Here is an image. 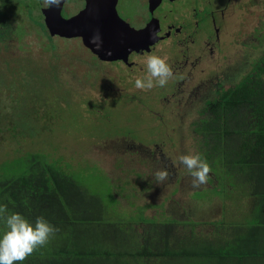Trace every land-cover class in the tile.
Segmentation results:
<instances>
[{
    "label": "rangeland",
    "instance_id": "1",
    "mask_svg": "<svg viewBox=\"0 0 264 264\" xmlns=\"http://www.w3.org/2000/svg\"><path fill=\"white\" fill-rule=\"evenodd\" d=\"M0 10L13 21L14 27L10 36L2 35L0 40V74L7 79L0 94L15 102L14 124L9 134L16 136V139L0 137L3 140L0 166L20 162L21 158L27 160V156L34 154L50 163L58 159L74 163L89 192L106 197L109 193L104 186L111 190L107 184L118 185L115 197L120 205L115 206L129 215L141 214L146 209L145 214L150 217H171L178 201L187 205L211 192L210 205L205 204L213 208L206 217L211 227L212 221L245 219L252 196L241 189L234 190L235 193L216 192L213 188L219 187L220 181L210 179L205 188H190L192 178L179 157L199 151L198 144H194L196 138L191 136L188 126L192 118L185 123L181 106L172 104H179L175 98L190 97V90L175 96L176 88L157 86L151 97L142 96L146 100L141 105L129 96L136 98L137 91H148L135 87V80L145 76L143 70L124 71L116 65L102 64L81 41L51 37L44 29L40 7L34 0H0ZM127 18L128 23L135 19L132 14ZM114 22L129 30L124 28L128 24L121 16H116ZM251 70L248 68L246 72ZM156 96L161 102H154ZM152 103L160 104L156 107ZM165 108L171 112L170 117L164 116ZM180 129L186 131L182 137H164ZM122 139L150 151L155 145L165 144L164 150L177 168V182L169 178L162 185L157 184L154 178L157 167L150 154L130 151ZM56 162L68 169V164ZM175 216L181 215L177 212Z\"/></svg>",
    "mask_w": 264,
    "mask_h": 264
},
{
    "label": "trees",
    "instance_id": "2",
    "mask_svg": "<svg viewBox=\"0 0 264 264\" xmlns=\"http://www.w3.org/2000/svg\"><path fill=\"white\" fill-rule=\"evenodd\" d=\"M0 17L7 27L0 31L1 40L2 35L12 34L13 25L1 10ZM257 57L245 79L221 93L211 118L198 122L194 143L199 150L195 153L211 167L209 179L220 181L221 187L213 190L241 189L252 196L243 221H212V227L210 222H196L191 212L210 205L211 192L187 205L178 201L179 209L171 217H150L146 209L129 215L115 206L120 205L115 197L118 185L107 184L112 191L104 186L109 195L101 197L84 188L85 180L74 163L61 159L50 163L34 154L0 166V204L32 223L42 216L59 231L21 264H264V48ZM6 83L0 74V89ZM3 96L0 137L14 138L9 130L15 102ZM56 161L68 164V169ZM177 212L181 216H175ZM5 230L0 220V235Z\"/></svg>",
    "mask_w": 264,
    "mask_h": 264
},
{
    "label": "flooded vegetation",
    "instance_id": "3",
    "mask_svg": "<svg viewBox=\"0 0 264 264\" xmlns=\"http://www.w3.org/2000/svg\"><path fill=\"white\" fill-rule=\"evenodd\" d=\"M34 2L40 7L38 11L48 32L42 10L45 3L43 0ZM104 3L113 7L115 17L121 16L128 24L124 26L129 29L126 31L114 22L124 44L123 57L126 56V60L109 62L94 56L102 64L116 65L124 71L143 70L145 75L149 55L165 58L173 70L174 76L170 80L174 83L169 80L164 89L176 88L173 90L175 96L184 90L191 91L190 97L175 98L179 104H172L181 106L185 123L188 124L187 119L192 118L188 126L195 138L199 135L198 122L206 123L211 118L216 104L220 103L218 97L221 93L234 89L245 79L250 73L246 72L247 69L253 68L259 51L264 48V0H106ZM128 14L135 17L132 23H128ZM105 18L104 14L103 20ZM2 28L7 27L0 17V31ZM75 40L82 42L81 38ZM124 71L121 70L123 74ZM154 89L137 91L134 93L136 98L128 96L144 105L145 97H151ZM154 102H161V99L156 96ZM152 104L159 107L160 103ZM163 112L164 116L170 117L171 112L167 108ZM185 132L180 129L177 133H166L164 137H182ZM122 140L126 143L125 148L132 152L135 149L139 153L148 152L155 166L167 168L171 182H177V168L167 156L165 144L155 145V149L150 151L144 146H136L134 141L130 144L127 139ZM205 207L194 209L191 217L209 222L206 217L212 211Z\"/></svg>",
    "mask_w": 264,
    "mask_h": 264
},
{
    "label": "clouds",
    "instance_id": "4",
    "mask_svg": "<svg viewBox=\"0 0 264 264\" xmlns=\"http://www.w3.org/2000/svg\"><path fill=\"white\" fill-rule=\"evenodd\" d=\"M61 0H44L45 4H59ZM99 37L94 36L93 42L99 47ZM147 74L135 80V87L141 90H151L154 87H165L174 73L166 59L149 55L146 60ZM180 163L187 168L192 177V186L199 188L206 185L211 173V167L200 153L189 152L179 157ZM170 177L167 168L154 172L157 184L162 185ZM0 220L4 221L5 231L0 235V264H21L38 248L49 243L50 238L59 229L50 224L44 217H37L35 223L30 222L18 212L9 213L7 205L0 204Z\"/></svg>",
    "mask_w": 264,
    "mask_h": 264
},
{
    "label": "water",
    "instance_id": "5",
    "mask_svg": "<svg viewBox=\"0 0 264 264\" xmlns=\"http://www.w3.org/2000/svg\"><path fill=\"white\" fill-rule=\"evenodd\" d=\"M104 2L106 0H65L62 3L61 0L59 4H44L42 10L48 32L52 37L81 38L83 45L102 61L126 60L124 44L115 28V10ZM94 36L99 37V47L93 42Z\"/></svg>",
    "mask_w": 264,
    "mask_h": 264
}]
</instances>
